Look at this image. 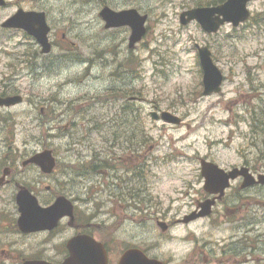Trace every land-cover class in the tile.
I'll list each match as a JSON object with an SVG mask.
<instances>
[{"label":"rangeland","instance_id":"374dc122","mask_svg":"<svg viewBox=\"0 0 264 264\" xmlns=\"http://www.w3.org/2000/svg\"><path fill=\"white\" fill-rule=\"evenodd\" d=\"M6 1L0 24L20 7L43 10L54 46L41 54L24 31L0 26V92L23 97L0 112V151L47 145L60 160L73 162V154H64L67 147L85 154L113 143L128 155L138 148V196L145 213L132 217L143 223L116 224L119 243L135 244L142 228L143 241L166 264H264V223L248 235L250 247L241 253L233 247L242 238L239 216L264 222V209L254 203L264 198V189L238 191L240 181H232L209 216L176 222L205 193L200 158L225 170L246 163L264 173V0L248 2V20L236 27L226 22L213 33L195 20H179L183 10L213 0ZM104 4L147 14L145 35L135 48L128 47V26L104 27ZM196 44L210 48L223 74L219 92L203 94ZM152 110L169 111L181 121L153 120ZM89 198L78 204L90 208L100 225L106 221L104 193ZM156 217L167 223L165 230L155 225Z\"/></svg>","mask_w":264,"mask_h":264},{"label":"flooded vegetation","instance_id":"af4514ba","mask_svg":"<svg viewBox=\"0 0 264 264\" xmlns=\"http://www.w3.org/2000/svg\"><path fill=\"white\" fill-rule=\"evenodd\" d=\"M254 22L257 20L254 19ZM50 41L54 46V41L51 39ZM11 94L15 92H0V96ZM256 121L257 119L254 120L255 124H257ZM43 148L40 147L38 150ZM115 149H120L121 153L117 154ZM38 150L32 151L25 147L23 151L15 147L3 146L0 151V264H26L28 261L62 264L69 255L68 242L81 234H87L103 244L107 253L106 264H118L122 252L128 248H137L148 257H156L153 254L156 253L154 247L150 248V245L143 241L142 228L139 230L141 234L138 233V242L132 244L126 240L123 244L118 241L117 234L120 226L115 227L116 224L126 225L129 221H139L132 217L136 213L139 214V210L141 214L145 213L143 204L140 205L141 197L138 196L140 186H143V171L140 164L143 157H140L138 148L135 151L131 149L128 155L126 151H122L121 147L117 148L113 143L106 149H97L93 146L85 154L74 146L70 149L67 147L65 156L73 154L75 161L66 162L65 157L60 160L53 151L55 164L48 172L42 170L37 163L28 161ZM241 166H246L253 175L258 172L250 164L244 163ZM237 180L241 184L242 178L239 177ZM96 184H103V187L97 188ZM255 188L264 189V185L254 184L244 189L239 187L238 191H250ZM101 191L104 193L102 201L106 203L104 211L106 221L98 225L92 218L91 209L81 208L78 201H86L90 199V195L99 194ZM92 192L94 194H91ZM204 192L201 200L195 201L193 210L198 208L202 201L214 197ZM223 197L216 200L213 208L222 201ZM58 200L66 201L69 208L71 206V215L61 216L51 227L32 230L28 226H21L20 222L28 219V214L33 209L47 208ZM254 203L264 209V198L256 199ZM132 204L136 209H133ZM251 211L256 216L257 210ZM154 221L157 226V217ZM236 222L242 238L234 241L233 247L238 248L241 253V247L244 250L250 247L246 241L248 235L250 238L254 236L252 232L258 226L261 227L264 222L256 220V217L249 216L246 219L243 215L239 216ZM137 223L142 225L143 221ZM117 243L120 245L115 246Z\"/></svg>","mask_w":264,"mask_h":264},{"label":"water","instance_id":"95a60500","mask_svg":"<svg viewBox=\"0 0 264 264\" xmlns=\"http://www.w3.org/2000/svg\"><path fill=\"white\" fill-rule=\"evenodd\" d=\"M249 0H225L224 3L217 6L194 7L180 13L181 24L185 25L191 20H197L201 27L208 33L218 30L221 24L230 22L237 26L245 21L250 12L247 8ZM5 0H0V6L5 5ZM100 17L105 21V28L128 26L130 35L128 46L132 48L145 34L146 14H140L135 8H126L113 10L109 6H103L99 11ZM2 26L16 27L24 29L28 34L34 36L41 45V52L48 53L51 45L48 40L50 30L46 23L45 13L43 11H27L18 9L12 16L6 19ZM200 65L203 71V94L218 92L222 82V73L211 57V51L207 46L196 45ZM20 95L0 97V106H9L20 103ZM153 119H162L172 124H179L180 118L169 111L151 112ZM29 161L35 162L41 166L42 170L48 172L53 168L55 158L51 150H44L33 155ZM201 175L204 178V189L209 193H218V197L224 194L225 188L229 186V180L242 176L244 181L242 187L254 184L255 182L264 184V175H259L256 181L249 173L247 167L233 168L226 172L217 164L200 160ZM21 204L22 202L19 201ZM33 203V202H32ZM34 204V203H33ZM214 199H207L200 203V210L194 211L183 218L188 222L198 217H204L210 214ZM34 208V207H33ZM71 208V206H70ZM67 207L66 201L58 200L47 208H35L29 215V218L20 222L21 226H28L30 229L51 227L56 224L59 217L63 214H70L71 209ZM162 230H165L167 224L158 222ZM69 255L62 264H106L107 257L102 244L93 240L90 236L80 235L71 239L68 244ZM26 264H49L44 261H28ZM118 264H163L157 259L148 258L141 250L131 248L126 250L119 259Z\"/></svg>","mask_w":264,"mask_h":264},{"label":"trees","instance_id":"16d2710c","mask_svg":"<svg viewBox=\"0 0 264 264\" xmlns=\"http://www.w3.org/2000/svg\"><path fill=\"white\" fill-rule=\"evenodd\" d=\"M222 0H213V2L211 4H216V3H219L221 2ZM199 5V4H198Z\"/></svg>","mask_w":264,"mask_h":264}]
</instances>
